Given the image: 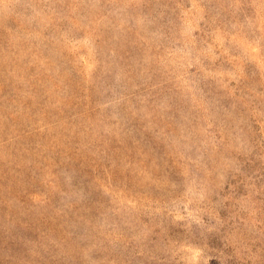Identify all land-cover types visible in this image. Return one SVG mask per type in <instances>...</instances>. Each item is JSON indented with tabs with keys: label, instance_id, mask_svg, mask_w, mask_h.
Listing matches in <instances>:
<instances>
[{
	"label": "rangeland",
	"instance_id": "rangeland-1",
	"mask_svg": "<svg viewBox=\"0 0 264 264\" xmlns=\"http://www.w3.org/2000/svg\"><path fill=\"white\" fill-rule=\"evenodd\" d=\"M0 264H264V0H0Z\"/></svg>",
	"mask_w": 264,
	"mask_h": 264
}]
</instances>
